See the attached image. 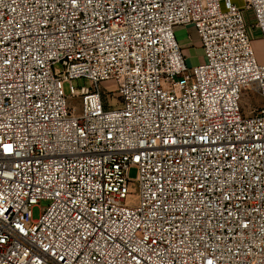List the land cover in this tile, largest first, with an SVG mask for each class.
<instances>
[{
    "label": "built area",
    "instance_id": "obj_1",
    "mask_svg": "<svg viewBox=\"0 0 264 264\" xmlns=\"http://www.w3.org/2000/svg\"><path fill=\"white\" fill-rule=\"evenodd\" d=\"M252 31L264 0H0V264H264Z\"/></svg>",
    "mask_w": 264,
    "mask_h": 264
},
{
    "label": "rangeland",
    "instance_id": "obj_2",
    "mask_svg": "<svg viewBox=\"0 0 264 264\" xmlns=\"http://www.w3.org/2000/svg\"><path fill=\"white\" fill-rule=\"evenodd\" d=\"M237 5H242V0H232ZM252 40L254 44V48L256 50L257 56L260 61L264 62V45L260 41V32L259 31H252ZM184 56L187 58V64L190 67L196 66L204 61L203 51L199 45H191V48L187 49L186 55ZM72 84L75 88L79 89L83 86H88L89 82L85 79H79L72 81ZM102 89L104 92L110 91L114 89V85L112 83H105L102 85ZM65 93L68 95L70 93V83L64 84ZM128 177L131 181H135L137 178V169L135 167H131L128 171ZM49 205V202L46 200L41 201L37 206L33 208V219H39L41 212L44 208Z\"/></svg>",
    "mask_w": 264,
    "mask_h": 264
},
{
    "label": "crops",
    "instance_id": "obj_3",
    "mask_svg": "<svg viewBox=\"0 0 264 264\" xmlns=\"http://www.w3.org/2000/svg\"><path fill=\"white\" fill-rule=\"evenodd\" d=\"M177 40L180 43L183 53L186 55L187 49L191 48V45H199V40L194 28L192 27H179L176 30Z\"/></svg>",
    "mask_w": 264,
    "mask_h": 264
}]
</instances>
